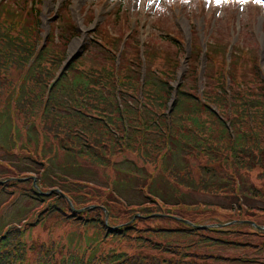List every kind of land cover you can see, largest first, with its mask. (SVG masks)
Instances as JSON below:
<instances>
[{
  "label": "rangeland",
  "instance_id": "rangeland-1",
  "mask_svg": "<svg viewBox=\"0 0 264 264\" xmlns=\"http://www.w3.org/2000/svg\"><path fill=\"white\" fill-rule=\"evenodd\" d=\"M30 3L39 11L37 19L40 28L24 42H28L26 46L34 53L47 46V55H55L57 63L61 62L59 70L72 56L80 54L74 63L78 69H100L111 65L116 69L122 67V74L129 69L136 77L144 50V58L149 56L150 70L158 73L155 76L161 77L162 73L175 70V80L171 81L173 87L181 84L183 79V88L199 97L202 89L215 85V81L212 84L213 73L224 63L223 53L232 44L235 61L241 56L234 65L237 83L241 87L230 86V90H225L223 95L230 99L231 106L237 102L231 95L233 89H239L241 94L246 95L247 90H251L257 93L251 96L254 100L263 99L260 96L264 93V0H3L1 5L5 7V13L13 11L22 15V19H18L22 22L24 15L27 18L30 16V12L27 14ZM0 21H3L2 8ZM199 46L212 51L207 55V79L202 76L200 81L198 75L202 57ZM254 63L256 70H260L262 84L254 77ZM174 64H178L175 69ZM51 72L52 76L45 85L56 79L53 75L56 77L57 73ZM141 72L143 70L139 68ZM10 74L9 83L13 84L24 82L27 76L26 72L15 73L12 70ZM210 89L215 90L213 87ZM2 94L0 115L10 118L0 117V235L6 230L15 231L22 244L23 259L13 264H69L74 255L81 262L91 258L101 261L107 253L124 251L128 254L143 252L159 255L140 242L104 239L92 228L45 218L43 214L47 201L30 199L24 192L26 186L36 184L37 176L43 171L48 172L44 193L50 192L49 188L54 185L64 184L67 181L65 175L69 180H78L77 184H82L87 190V193L78 194L79 189H66L70 195L68 201L72 200L79 206L77 210H81L77 215L94 204L107 208L112 214L111 227L128 225L135 218L142 221L134 222L137 229L164 225L177 227L174 222L162 220L169 216L176 221L206 225L207 229L232 228L238 232L215 234L205 230L207 232L202 234L241 241L246 245L209 248L200 244L197 252L223 258L210 259L205 264H264V236H259L248 226H235L233 222L252 221L264 227V181L256 178V171L228 167L216 154L189 155L178 149L170 151L168 146H163L164 151L159 154L148 155L147 161L136 150L115 151L113 154L104 150L108 162L93 165L83 153H76L78 143L70 150L73 155L66 154L52 137L44 136L38 119L31 122L25 120L13 102L8 107L6 100L12 98L11 89L3 88ZM174 100L175 97H171L160 111L168 115ZM129 101L135 103L132 99ZM120 103L117 100V104ZM186 109L188 111L189 106ZM223 116L229 117L230 114L227 112ZM201 118L212 120L204 116ZM226 126L229 131V124ZM32 130L38 132L36 144L30 138ZM96 130L103 132V128ZM73 165L76 174L68 172ZM168 169L188 172L195 179H202L208 188L214 184L221 190L219 193H208L209 189L191 192L178 186L167 175ZM154 190H157L158 197L167 199H163L166 205L153 195ZM49 196L50 193L45 195ZM143 206L158 207L157 216L161 219L147 220L141 216L136 209ZM129 208L131 211H128ZM145 235L152 241L169 244H189L193 241L180 236L162 238L155 234ZM39 257L49 263L40 262Z\"/></svg>",
  "mask_w": 264,
  "mask_h": 264
},
{
  "label": "trees",
  "instance_id": "trees-1",
  "mask_svg": "<svg viewBox=\"0 0 264 264\" xmlns=\"http://www.w3.org/2000/svg\"><path fill=\"white\" fill-rule=\"evenodd\" d=\"M32 6L27 11V14L30 12V16L27 18L24 15L22 22L18 20L19 17L22 19V15L19 16L13 11L9 14L5 13L3 11L5 7H1L3 21H0V104L3 88L11 89L13 95L10 101L6 100L7 106L9 107V103L13 102L17 112H20L27 121L38 119L44 136L52 137L60 148L67 152L66 154L73 155L70 150L72 151L73 145L78 143L76 153H83L93 165H102L108 162L104 150L110 154L115 151L122 153L136 150L144 157L143 160L147 161L148 155L159 154L164 151L163 146H168L170 151L178 149L189 155L216 154L222 162L227 163L228 167L247 172L256 171V178L264 181V93L260 96L263 99L257 101L251 97L253 94L257 95L256 92L247 90L246 95L241 94L239 89H233L231 95L237 99V102L232 106L230 99H226V95H223L225 90H230V86L241 87V84L237 83L238 76L234 71V65L241 58V54L236 61L232 56L228 69L224 63L220 64L213 73L212 84L214 81L216 83L211 87L215 90L210 89L211 87L204 88L199 97L183 88V79L181 84L176 88L173 87L171 81L175 80V70L162 73L161 77L155 76L158 73L150 70L148 66L149 56L144 58V62L141 60L136 77L129 69H127L128 72L122 74V67L116 69L111 65L100 69H78L74 64L77 58L72 59L59 70L62 64L57 63L58 59L55 55H47V46L38 51L35 50L34 53L32 48L26 46L28 42H24L26 37L31 36L33 31L38 32L40 28L37 19L39 11ZM209 54H212V51L206 50V63L203 68L205 80L208 76L207 55ZM141 66L144 69L143 75L139 73ZM176 67L178 64H174V69ZM256 67L254 63L252 66L254 77L262 84L263 81ZM11 70L15 73L26 72L24 82L9 83ZM51 71L57 73L56 77L53 75L56 79L50 86V82L45 85L52 76ZM167 75L168 78H166ZM173 96L175 100L171 110L168 115L163 114L160 109L165 107ZM127 98L134 100L135 103ZM117 100L122 103L117 104ZM214 105L215 109L212 108ZM187 106H189L188 111ZM226 111L230 114L229 117L223 116L226 115ZM202 116L212 120L204 121ZM0 117L9 118L5 114ZM227 124H229V131ZM96 128H103V132L97 131ZM32 132L33 135L29 133L30 138L32 143L36 144L39 138L38 132L35 130ZM74 168L73 165L71 171L68 172L76 174L77 171H74ZM63 170L69 169L63 168ZM46 173L43 171L37 176L36 187L30 184L24 188L28 198L47 201L44 208L46 212L43 214L45 218L56 219L64 223L73 222L92 228L104 239L119 238L128 242H140L142 246L155 250L159 254L112 252L103 255L104 258L101 261L91 258L86 262H81L82 260L74 255L69 264H205L210 259L223 258L197 252L200 244L207 247L246 245L241 241L202 234L207 231L215 234L238 232L235 229H196L169 216L162 220L174 222L178 224L177 227L164 225L157 228L137 229L134 222L142 221L135 218L128 225L110 230L112 214L107 208L93 204L94 207H86L82 214L77 215L70 207L68 203L70 195L66 191L68 187L74 191L79 189L78 194L87 193L82 184H77L78 180H69L68 175H65L67 181L64 184L49 188L52 191L49 197L36 191V188L41 192L45 191L43 189L48 185L45 180ZM166 173L178 186L191 192H203L204 189H209L208 193H219L221 190V187L210 184L212 182H209L212 186L208 188L207 183L202 179H195L188 172L168 169ZM156 194L157 190H154L153 195L166 205L164 200L167 201V199L160 198ZM147 200L155 203L154 200ZM70 202L72 206L74 205V209H79V206H76L72 200ZM103 208L106 213H103ZM152 208V206H143L137 208L136 211L147 220L161 219L157 216L159 208ZM128 211H131V208ZM133 214L136 213L133 212ZM105 215L107 222L104 221ZM234 225L248 226L255 230L247 222L234 221ZM12 229H15L14 226ZM145 234H155L162 238L180 236L186 239L192 238L193 241L189 244L155 242ZM256 234L264 236V231H256ZM22 259L23 247L15 231L6 230L0 235V264L19 263ZM38 260L42 263H49L41 257Z\"/></svg>",
  "mask_w": 264,
  "mask_h": 264
},
{
  "label": "water",
  "instance_id": "water-1",
  "mask_svg": "<svg viewBox=\"0 0 264 264\" xmlns=\"http://www.w3.org/2000/svg\"><path fill=\"white\" fill-rule=\"evenodd\" d=\"M186 223H188V222H186ZM188 224H190V223H188ZM191 225V224H190ZM197 228H199V226H196ZM210 227H212V226H210Z\"/></svg>",
  "mask_w": 264,
  "mask_h": 264
}]
</instances>
